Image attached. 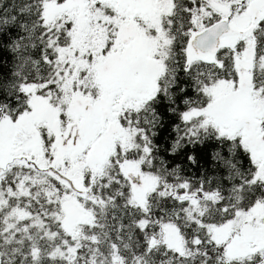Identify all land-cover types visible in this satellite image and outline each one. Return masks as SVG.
<instances>
[{
  "label": "snow or ice",
  "instance_id": "1",
  "mask_svg": "<svg viewBox=\"0 0 264 264\" xmlns=\"http://www.w3.org/2000/svg\"><path fill=\"white\" fill-rule=\"evenodd\" d=\"M0 47V264H264V0H0Z\"/></svg>",
  "mask_w": 264,
  "mask_h": 264
},
{
  "label": "trees",
  "instance_id": "2",
  "mask_svg": "<svg viewBox=\"0 0 264 264\" xmlns=\"http://www.w3.org/2000/svg\"><path fill=\"white\" fill-rule=\"evenodd\" d=\"M11 35H15V30H12ZM8 35L3 37V43L7 44ZM12 64V54L8 51L6 47H0V71L5 75L9 72ZM160 111L163 115V127L159 128L158 135L156 137V142L161 145V148H167L171 140L175 137V132L172 130V125L176 122V118L172 116L165 110L164 106H161ZM213 145L208 144L204 147L199 145L193 147L189 145L184 151L179 154L173 155L170 152L161 151V156L166 160L168 166L174 167L175 165H181L183 169V174L189 176L193 179H197L203 174L208 175L213 174V165L211 161V152L213 150ZM195 153L199 158L198 165H192L187 160V155Z\"/></svg>",
  "mask_w": 264,
  "mask_h": 264
}]
</instances>
